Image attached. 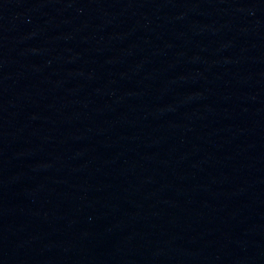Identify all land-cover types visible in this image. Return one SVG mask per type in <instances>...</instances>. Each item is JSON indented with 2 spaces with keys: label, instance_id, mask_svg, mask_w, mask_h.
I'll list each match as a JSON object with an SVG mask.
<instances>
[{
  "label": "water",
  "instance_id": "1",
  "mask_svg": "<svg viewBox=\"0 0 264 264\" xmlns=\"http://www.w3.org/2000/svg\"><path fill=\"white\" fill-rule=\"evenodd\" d=\"M0 264H264V0H0Z\"/></svg>",
  "mask_w": 264,
  "mask_h": 264
}]
</instances>
